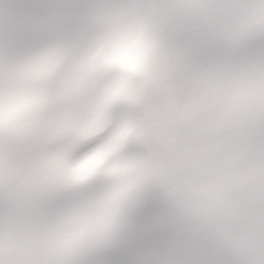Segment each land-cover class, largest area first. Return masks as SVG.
I'll return each instance as SVG.
<instances>
[{
	"label": "snow or ice",
	"instance_id": "snow-or-ice-1",
	"mask_svg": "<svg viewBox=\"0 0 264 264\" xmlns=\"http://www.w3.org/2000/svg\"><path fill=\"white\" fill-rule=\"evenodd\" d=\"M0 264H264V0H0Z\"/></svg>",
	"mask_w": 264,
	"mask_h": 264
}]
</instances>
